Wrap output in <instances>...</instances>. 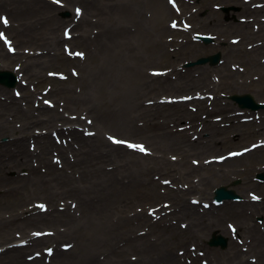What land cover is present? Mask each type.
Instances as JSON below:
<instances>
[{
  "label": "rangeland",
  "instance_id": "obj_1",
  "mask_svg": "<svg viewBox=\"0 0 264 264\" xmlns=\"http://www.w3.org/2000/svg\"><path fill=\"white\" fill-rule=\"evenodd\" d=\"M84 1L93 4L88 12L81 0L0 8L8 20H0V44L9 57L0 58V72L18 77L12 89L0 84V101L16 102V112L2 110L0 145L24 138L32 154L26 166L0 167V264H12L13 249L27 264H235L232 250L264 264V244L255 239V249L253 238L264 240V181L257 179L264 173V109L241 110L230 100L250 94L264 103V0H137L134 8L127 0ZM86 12L96 15H86L91 27L125 28L119 48L93 42L82 24ZM23 22H36L33 35L19 36ZM216 54L217 65L187 67ZM113 58L124 66L122 95L91 84ZM90 139L101 143L83 169L77 153L89 154ZM128 163L132 174L122 167ZM95 168L118 175L124 188L85 195ZM59 174L68 187L55 182ZM219 187L241 200L215 204ZM78 195L107 205L109 237L89 225L95 216L83 217ZM205 214L214 227L207 221L193 230ZM214 235L227 240L225 249L209 245Z\"/></svg>",
  "mask_w": 264,
  "mask_h": 264
},
{
  "label": "bare ground",
  "instance_id": "obj_2",
  "mask_svg": "<svg viewBox=\"0 0 264 264\" xmlns=\"http://www.w3.org/2000/svg\"><path fill=\"white\" fill-rule=\"evenodd\" d=\"M35 1H41V0H0V8L4 7L6 5V8L7 7H14L15 9H18V10H21V11H24L25 9L27 11H29L30 4L34 3ZM42 2L45 3V4H48V3L44 2V1H42ZM81 2H83L84 5L86 6L87 12L90 10V7L93 5V4H90V6H88V4L86 5V2L84 0H81ZM128 3H129V5H131L130 7L134 8V5H136L134 3H137V0H127V4ZM86 13H83V16H82L83 22H82V24L85 26L84 29H86V32H87L86 34H88L90 36V38L93 37V42H96L97 45L105 46L106 48H109L110 46H113V45H116V44L119 43L118 46H117L119 48L120 45H121V41L123 40V37L125 35H127L126 34L127 31L125 30V28L120 27L119 29H117L115 27L113 29L111 27V28H108V30H106V29L105 30H100L98 28L91 27L90 26V21H89L88 18H86V15H88V16H91V15L96 16V15L94 13H92V12H90L91 15L89 13H87V14ZM33 24H36V22L33 23ZM33 24L32 23L28 24L27 22H23V23L18 24L17 28H19V29H17V30H18L19 36L20 35L27 36V35H29V33L31 35H33L31 33V31H33V28L31 29V26H33ZM29 29H31V31ZM96 29H98V31H96ZM56 39L58 40V38H56ZM125 46H126V42L123 45V47H125ZM105 47H103V49ZM3 57L9 58L6 55V53H4L3 48L1 47V44H0V58H3ZM115 57H116V62H117L119 57H118V55H116ZM114 58L112 59V62H108V64L105 67L102 66V68L100 69L99 72L96 73V75H92L91 76V82H92L91 84H92V88H94L95 90L101 89L103 87V88H107V89H109L111 91L114 90L116 95H122V93H123L122 86H123V82H124V71H123L124 66H116V63H114ZM37 61H38V64L40 65V62H39L38 59H36L35 63ZM34 68H36V66H34ZM31 73L35 74L34 71H32ZM30 78L31 77H29V79ZM22 80L23 81H21V84L23 86L25 83H24V79H22ZM112 88H113V90H112ZM120 88H121V90H120V93H119L118 89H120ZM138 89L140 90V86H139ZM22 90H26V88L22 87ZM1 96L2 95L0 94V98H1ZM87 101H90V100L87 99ZM14 106H16V102L12 101V103H10L8 98L4 102L0 101V116L2 115V110L3 111L4 110H11L12 112H16V110L14 109ZM15 114H17V113H15ZM77 121H81V123L82 122L86 123V120L82 119V118L77 119ZM77 124H79V123H77ZM126 124L127 123H125L124 120L117 122L118 126H121V125L123 126V125H126ZM2 128L3 127H0V130H2ZM69 129L71 131L73 130V131H77L78 132V130H75L76 127L72 126ZM61 131H63L61 133H65L66 132L63 129H61ZM77 135H78L77 137H80V142H82V143H84L86 141L88 142V138L84 137V133L81 136L79 135V133ZM90 141H92V143L89 144L88 147L86 148L88 150L87 153H89V154H86V152L83 153V151H80V152L77 153V156L79 157L78 161H77L78 162L77 164H81L82 165L81 167L83 169H85V164L87 165V163H88V159L87 158L89 156H91L92 153H94V151L99 147L98 144L101 143V140H91L90 139ZM25 144H26V140L24 138L17 137L15 139L14 143H8L6 145H0L1 152H4L1 155V159H3V162L1 161V165H0V167L2 168V173L3 172L6 173L8 170H10V169H7L9 167L12 168V169H15L17 167H23V166L28 165V162L30 160L29 158H30V156L32 154L26 151ZM11 145L16 147L15 150H13V155H11L12 152L8 153L7 149L5 151V148L6 147L8 148V146H11ZM47 145L48 146H52V143L46 141L45 147H47ZM62 150L66 151L67 149L62 148ZM131 166H132V164L130 165L128 163V164H126V166H122V167H124L125 171H129L132 174V172L129 169V168H131ZM137 166H138V163L137 164L135 163L133 165V167L138 170L139 174L137 176L140 177L142 172H143V170L139 169ZM134 168H132L131 170L134 171V172L137 171V170H133ZM100 171H101V169H97L96 170V168H95L93 176H91L90 178H86L85 181L87 182V187H86L87 193L85 195H88L90 193H95L97 191L101 192L104 195V193L106 191L105 187L107 185H111V187L114 189V191L122 190L124 188V186L119 184L122 181V179L119 178L118 175H114L113 176L112 175L113 172H110V173H108L107 176H103V175L100 174ZM133 179H135V178H133ZM62 180H64V177L61 176L60 174L55 178V182H57L58 185H61L62 187H68V183L67 182H62ZM22 184L25 185L26 183H22ZM37 184H38L37 182L35 184L31 183V185H37ZM53 187H56V185L54 184ZM70 190L71 191H77V190H72V189H70ZM102 194H100V195L102 196ZM85 198H82L80 195H78L79 203H80L81 208L83 209V211L85 213L83 217H87V219H89L90 216L91 217L95 216L97 219L95 221L90 220L89 221V225H96V226L101 227L103 229V230L102 229L101 230L104 231L107 234V236L109 237L112 234L113 227L110 224H107L104 227V225L106 224V222H104V221H106L105 215H107V213L109 212L108 209H107V205L106 204L94 203V202L89 203L91 200L87 201V196ZM250 204L251 205H253V204L257 205V204H255V202L253 200H252V202H250ZM185 210H186V212H189V213H191V211H195V210H193L191 205H186L185 206ZM194 215H198V213H196ZM186 216L187 217H191L192 215L186 214ZM194 220H195V222H193V224H192L193 230H198V229L199 230H203L204 229V225H205V223L207 221L210 224V226L213 228L215 223L217 222L215 220H212L210 217H208V214H205V216L200 215L198 220H196V219H194ZM71 223L74 226H77V228L80 231V236H81L82 232H81V229L79 228L80 225H78L74 221L71 222ZM197 223L204 224V225L203 226H200L199 224L195 225ZM243 223H244L243 221L240 222V224H243ZM81 238H82V236H81ZM253 238H254V248H255V239L257 241L256 245L258 243L259 244H264V240H263L262 236H260V235L259 236H255L254 235ZM150 247H152V246H150V245H145L144 246L145 250H149ZM19 254H20V251L18 249H16V250L13 249V250L9 251V253L7 254V255H10V256H8V257H10L9 263L11 262L12 264H27L25 262V260H22V256L18 257ZM71 254L74 255V253H71ZM12 255H14L17 258H12ZM229 255L231 256V258H233L232 262L235 263V264H251L250 263L251 259L246 257L245 253L235 252V251L232 250L229 253ZM249 257H254V256H249ZM69 258L70 259L67 260L68 263L74 261V259H72V257H69ZM261 259H263V258H261ZM263 261H264V259H263ZM37 262H40V261H33L30 264H38ZM122 263H123V261L119 260L117 264H122ZM226 263H229V262H226ZM66 264H67V262H66ZM87 264H89V263L87 262Z\"/></svg>",
  "mask_w": 264,
  "mask_h": 264
},
{
  "label": "water",
  "instance_id": "obj_3",
  "mask_svg": "<svg viewBox=\"0 0 264 264\" xmlns=\"http://www.w3.org/2000/svg\"><path fill=\"white\" fill-rule=\"evenodd\" d=\"M201 39H203V41H205L206 44L211 42L210 38H201ZM219 59H220V55L217 54V55H214L208 58H202L196 63L189 64V66H195V65H201V64L203 65V64H207L208 62H211V64L214 65L218 63ZM0 82L9 87H12L15 84V77L9 72H0ZM231 99L235 101L236 103H238V105L242 109L258 110V109L264 108V105H260L256 103V101L251 95H243V96L236 95V96L231 97ZM259 178L264 179V175H260ZM215 195H216L215 200L217 202H222L224 200L238 199V196L236 195L234 191H230L225 187H221L217 189L215 192ZM210 245L211 246H221L224 249L227 247V240L224 239L222 236H214L210 242Z\"/></svg>",
  "mask_w": 264,
  "mask_h": 264
},
{
  "label": "snow or ice",
  "instance_id": "obj_4",
  "mask_svg": "<svg viewBox=\"0 0 264 264\" xmlns=\"http://www.w3.org/2000/svg\"><path fill=\"white\" fill-rule=\"evenodd\" d=\"M57 2H59V0H57ZM79 11V10H78ZM0 20H2V22L4 24H8V20L6 17H0ZM0 36H3V33H0ZM82 55V54H81ZM117 143H127L125 141H116ZM128 147H131V148H135V149H140L141 151H145V149L143 148L142 145H136V144H131V143H128ZM256 198V197H254ZM40 207H44V205H40Z\"/></svg>",
  "mask_w": 264,
  "mask_h": 264
}]
</instances>
